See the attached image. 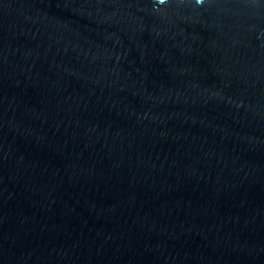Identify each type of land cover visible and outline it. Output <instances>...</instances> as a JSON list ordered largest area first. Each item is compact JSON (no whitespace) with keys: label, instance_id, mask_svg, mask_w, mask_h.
<instances>
[{"label":"water","instance_id":"water-1","mask_svg":"<svg viewBox=\"0 0 264 264\" xmlns=\"http://www.w3.org/2000/svg\"><path fill=\"white\" fill-rule=\"evenodd\" d=\"M0 264H264V0H0Z\"/></svg>","mask_w":264,"mask_h":264},{"label":"clouds","instance_id":"clouds-1","mask_svg":"<svg viewBox=\"0 0 264 264\" xmlns=\"http://www.w3.org/2000/svg\"><path fill=\"white\" fill-rule=\"evenodd\" d=\"M165 0H159V3L163 4ZM197 3H202V0H197Z\"/></svg>","mask_w":264,"mask_h":264}]
</instances>
